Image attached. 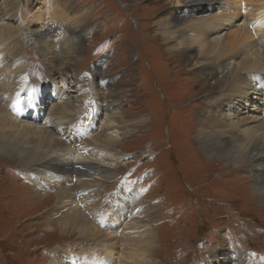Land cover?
<instances>
[{"label": "rangeland", "instance_id": "obj_1", "mask_svg": "<svg viewBox=\"0 0 264 264\" xmlns=\"http://www.w3.org/2000/svg\"><path fill=\"white\" fill-rule=\"evenodd\" d=\"M182 1L0 0V17L5 23L0 27V100L10 104L4 110L19 119L15 105L25 103L28 107L26 103H35L39 111L43 107L44 116L58 117L75 126L92 120V132L104 123L101 130L106 136L111 132L119 135V125L133 124L138 119L145 122L112 145L121 156L112 174L105 176L106 171L100 170L94 171L93 177L73 176L88 179L82 182V186L87 185L86 191L79 187L80 196H84L82 204L75 201L58 205L53 182L62 179V183H68V178L44 174L34 169L38 165L2 153L0 148V264H87L88 255L104 256L106 250L98 241L81 238L78 230L62 223L64 214L76 205L88 209L84 217L94 222L96 211L110 209L113 215L125 198L133 201L130 206L140 207L141 203L153 213L148 225L155 240L138 251L144 264H205L209 254L220 247L227 248V252L240 249L247 259L243 264H264V198L256 194V177L249 168L234 167L227 164L226 158L207 153L197 136L200 118L206 111L205 95L214 93V100L223 97L229 94L227 85L211 84L214 81L207 73L194 68L197 56L183 49L171 52L156 24L164 14L173 12L172 17L184 14L189 20L195 15L205 17L214 13L208 3L216 4L214 7L221 11L222 1L189 2V7ZM258 4L262 3L241 1L242 16L255 21L247 27L249 38H243L239 47L245 49L244 54H252L256 46L264 56V4ZM4 11H14L17 19L2 17ZM82 14L87 19L80 23L77 18ZM235 19L241 21L238 15ZM62 20L76 27L88 24V20L89 29L81 38L70 36L56 27ZM172 26L176 30L182 27ZM34 27L48 31L44 39L49 40V51L52 47L50 54H46L47 46L40 43L39 35L31 33ZM234 29L230 24L227 35ZM197 35L206 38L203 32ZM195 47L198 52L200 43L195 42ZM238 57L228 55L223 59L230 63ZM249 63L253 64L252 60ZM51 76L56 88L68 97L75 88L81 89V98L70 101V111L60 99L67 97H59L53 86L43 88L44 79ZM251 77L252 73L249 82ZM96 78L104 80L100 88ZM109 87L115 93L112 98H108ZM216 102L221 105L219 100ZM109 103L122 118L116 116L113 124L104 127L107 117L114 118L113 111L107 112L112 107ZM231 120L238 122V117ZM47 181L46 188H42L41 183ZM135 200L138 202L134 204ZM127 210L123 211L126 216L130 212L139 215L137 209ZM94 225L101 238H107L113 246L107 250L112 264H133L129 257L124 261L122 257L132 250L125 246L122 250L118 243L127 234L143 232V224L133 227L132 220L116 216L103 226L100 222ZM240 260L237 264H242Z\"/></svg>", "mask_w": 264, "mask_h": 264}, {"label": "bare ground", "instance_id": "obj_2", "mask_svg": "<svg viewBox=\"0 0 264 264\" xmlns=\"http://www.w3.org/2000/svg\"><path fill=\"white\" fill-rule=\"evenodd\" d=\"M217 1L219 0H216L215 2ZM221 1V11H218V7H214L216 4L212 5L208 3L209 7L214 8V13L207 14L205 17H198V15H195L193 19L189 20V17L184 14L183 16L172 17L171 15L174 14L173 12L172 14H167V16L164 14V16L157 20L156 24L159 26L158 30L160 34L163 35L164 40L166 41V44H168L169 50L171 52L183 49L184 51L197 56V59H194L192 66L198 69V71L203 72L204 75L207 73V75L214 81L211 82V84L216 85L220 82L226 83V89L229 91L227 93L229 94L226 95L224 93L223 97L216 98V100L220 101L221 105H219L216 100H214V97L216 96L214 93H208L205 95L203 103L206 105V111L205 113L203 112V115L200 118L201 125L198 126L197 136L201 141H203V147L207 153L216 155L219 158H226L228 160L227 164L234 167L249 168V173L256 177V194H259L264 198V56L261 55L260 51L255 48L256 46L254 47L252 54L249 52L244 54L243 50L245 49L241 50L242 48L240 49L239 47L243 38H245V41L249 38L250 33H247L249 32L247 31V27H249V25L255 21L242 16V8L240 6L242 0ZM255 1L257 3L264 4V0ZM182 2H185V4L189 7L190 4L192 5L193 3L197 2H210V0H183ZM189 2L191 3L188 4ZM262 4L258 5L262 6ZM2 14V17L9 19L16 17V13L14 11L7 13L4 11ZM236 14L241 18L239 23H237L235 19L237 16ZM85 18L86 17L82 14L77 18V21L81 23L85 20ZM62 21L63 22L57 24L56 27L60 28L61 30H65V32L69 33L70 36L79 35L81 38L87 33L85 32L87 31L86 29H89L88 20V24L84 23V25L77 27L68 20ZM0 22V27H3V24L5 25V23L4 21L2 23V18L0 19ZM254 23L256 24V22ZM172 24L178 25V27L180 25L182 27L179 30H176V28L171 29L173 28ZM230 24H233L235 29L233 33L228 36L226 31ZM201 29L203 31H201ZM47 32L46 29L43 30L40 28H35L31 31L32 34L39 35V41L43 47L47 46V48L45 47V52L48 55L50 54V51H52V47L49 51V40L44 39L47 37V35H45ZM200 32H203V34L206 36L204 40H202L199 35H197ZM243 35H247V37H243ZM195 42L200 43L198 52L195 47ZM12 43L13 42H11V44ZM52 55L53 54H51V56ZM228 55H232L234 58L239 56V59H237L238 61L235 62L233 59H231V62L228 63L227 59H223ZM251 60L253 64L249 63ZM8 66H11L10 63ZM251 73L252 80L249 82L248 78H250ZM11 80L12 78L9 79L10 82ZM94 81L98 83L99 88L101 87V83L104 82L103 79L98 81L97 78ZM105 82H107V80H105ZM48 86H53L56 88L54 77L51 76L47 79H44L43 88H47ZM9 89H11V85ZM80 90V88H75V90H73V95L71 94L68 97L66 96V93L56 88L55 93L58 94L59 97L64 96L68 98L66 100V98L60 97V99H63L61 102H64L65 105L68 106H64L66 111H70L69 109H71V106L69 105L71 104L70 101H74L75 97L77 99L81 98L82 91ZM12 91H10V93H12ZM109 91L108 98H112L113 96L111 94L115 93L112 92L111 87H109ZM94 94L97 95L95 91ZM96 98L99 99L97 96ZM7 103L8 100H0V148L3 149L1 152L10 154L13 157H18L21 161L26 160L25 162L28 164L30 163L31 165H38V167H35L34 169L41 170L44 172V174L55 173L61 174V176L57 178H68L70 180L68 183H62V179H60L58 182H53L56 183L55 187L53 186L54 189L58 190V205L62 206L68 203L71 204L75 201L77 202L76 204H82L84 196H80L79 187L85 188V191L87 188L86 184L82 186V182L86 181L87 183L88 179H86V177H90L91 175V177H93V175H95L94 171H106L104 174L105 176L112 174L114 169L119 167L118 160L121 158L119 155L120 151L114 149L112 145L117 144L122 135L125 136L128 133H132L133 130L138 128V125L145 124L143 119H138L133 124L119 125V128L121 129V133L119 135H115L110 131L111 133L109 136H106V133L101 130L104 123L100 126L98 125L99 127H97L96 130L92 132V128L95 127V123L92 122V120L88 123H84V121H82V123H78L75 126L68 121L58 119V117H52L51 115L44 116L43 107H41V111H39L35 103H26L29 105L28 107L25 106V103L24 105L19 103L18 106L15 105V107L12 105L16 109L15 111L17 112L19 119L20 117L24 118L23 120H19L17 117L14 118L8 111L3 109L4 106L9 107L10 104L8 105ZM12 103L14 102L12 101ZM86 103L87 102H85V105ZM109 104L110 105L107 104L109 107L112 106L111 103ZM93 105L95 104L93 103ZM32 107H34V109H32ZM108 110L113 111L112 116H114V118L110 116L107 117L104 127H109L111 124H113L112 122L116 120V116L117 118H122L121 113L118 112L115 106L107 109V112ZM32 112H34L35 117L32 116ZM96 114L98 116V112H96ZM233 117H238V122H233V120H231ZM29 118H32L33 121L26 120ZM38 120L40 122H38ZM84 120H86V118H84ZM250 124L254 125L249 126ZM85 125L87 126L86 129L84 127ZM99 143H101L103 146L101 147ZM94 155L96 156L93 157ZM78 174L86 177L83 179L79 175L76 179H74L73 176H77ZM47 184L48 181L43 182L41 183V187L45 189ZM49 184L51 185V183ZM124 200L122 199L118 203V206L116 207L117 211H114L115 214L113 215L111 214L110 209L108 211V209H99L100 207H97L99 210L96 211L94 222L87 220L84 217L86 208L80 209L79 207L77 208L76 205L75 209L68 208V212L66 214L63 213L65 215L64 218H66L62 220L64 225L67 226L69 224L72 226V228L78 230L81 238L87 236L88 239L91 238L93 241H98V244H101L104 247L103 250H106V254L104 256L88 255L87 264H112L113 260H111V253L107 250L113 246L108 243L107 238H101V235H99L100 230L94 225V223L100 222L103 226L107 224L111 218L116 216L117 218H121L125 221L128 219L129 222L132 220L133 227H135V225L138 223L143 224L141 225L143 226V232L140 234L130 233L128 235L126 231L125 233L127 235L125 236V239L124 237H122V239L120 238L122 243L118 244L121 245V248L122 246H125L132 250L130 252H126L125 254L122 251V257L124 258L123 261L125 258L129 257L133 264H144V259L139 256L138 251L141 250L142 245H151L155 240L153 231L149 228L150 225H148L153 221V213L147 212L148 208L141 203L140 207L138 204L132 207L130 206L133 203L132 200L129 199L127 201L126 198ZM135 202L138 201L135 200L134 204ZM88 203L92 204L91 202ZM130 207L134 210L137 209L139 211V215L132 214V212L129 211L130 216L129 214L126 216V213L123 211L126 208L129 210ZM133 221H136L137 223L135 224ZM113 234L111 233V235ZM123 234L124 232L122 233V236ZM227 251L228 249L225 247L218 248L217 250L213 251V253L209 254V258L207 261H205V264H221L223 262L224 264H237V261L239 262V257L241 255V263L243 264L246 262V255H244L240 249H231L229 252Z\"/></svg>", "mask_w": 264, "mask_h": 264}]
</instances>
